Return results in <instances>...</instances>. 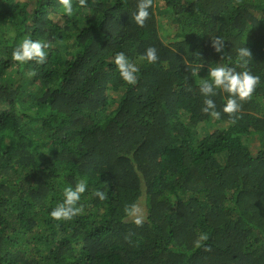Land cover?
Here are the masks:
<instances>
[{
  "label": "trees",
  "instance_id": "16d2710c",
  "mask_svg": "<svg viewBox=\"0 0 264 264\" xmlns=\"http://www.w3.org/2000/svg\"><path fill=\"white\" fill-rule=\"evenodd\" d=\"M137 3L72 0L68 16L60 0H0V264H264V0H153L142 27ZM25 38L48 45L44 63L11 59ZM217 64L261 78L232 114L218 90V119L199 91ZM81 180L83 211L52 219Z\"/></svg>",
  "mask_w": 264,
  "mask_h": 264
},
{
  "label": "clouds",
  "instance_id": "9594fccd",
  "mask_svg": "<svg viewBox=\"0 0 264 264\" xmlns=\"http://www.w3.org/2000/svg\"><path fill=\"white\" fill-rule=\"evenodd\" d=\"M81 2L83 3V0ZM60 3L64 14L71 16L73 13L72 0H60ZM152 4L153 0H138L136 11L132 15V19L137 26L142 27L145 24L150 16ZM211 41L214 50L217 53L221 52L224 47V41L219 37ZM47 47L48 45L40 40L25 38L13 48L11 59L17 63L35 61L37 64H42L48 55L46 52ZM238 56L244 61L246 58L251 57V52L248 48L241 47L238 49ZM140 59L147 63H155L158 60L157 49L155 47L147 48ZM113 63L124 82L129 85L137 83L140 68L124 52L116 53ZM260 79L259 75H254L246 69L237 71L234 67L217 64L209 70L207 78L201 79L199 91L205 97L202 112L208 113L217 119L221 116V112L216 110V103L212 99L218 90L227 94L226 102L222 108L223 113L232 114L237 112L241 108V102L251 97ZM257 145V140L252 141L250 145L251 153H254L253 156L256 155ZM87 188L88 184L84 180L77 182L75 186L68 185L64 187L62 202L52 208L48 213L49 216L55 220H70L80 214L83 211V205L79 204V201ZM92 195L101 201L107 198V193L99 189L95 190ZM143 202V199H141L137 205L133 204L126 208V214L133 218V222L136 225H140L143 222V216L140 214V207L145 208L143 207ZM207 239L206 233H201L199 236L200 241Z\"/></svg>",
  "mask_w": 264,
  "mask_h": 264
},
{
  "label": "rangeland",
  "instance_id": "374dc122",
  "mask_svg": "<svg viewBox=\"0 0 264 264\" xmlns=\"http://www.w3.org/2000/svg\"><path fill=\"white\" fill-rule=\"evenodd\" d=\"M162 24V23H161ZM160 26V25H159ZM158 26V27H159ZM162 26H164L163 24H162ZM140 210H141V212H140V214L144 217L145 215H146V210H145V208H141L140 207Z\"/></svg>",
  "mask_w": 264,
  "mask_h": 264
}]
</instances>
